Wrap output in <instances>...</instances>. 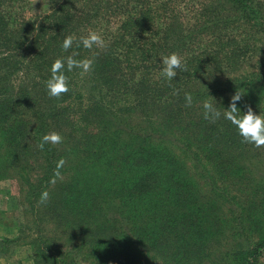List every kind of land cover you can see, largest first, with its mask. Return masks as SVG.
<instances>
[{"label":"trees","instance_id":"1","mask_svg":"<svg viewBox=\"0 0 264 264\" xmlns=\"http://www.w3.org/2000/svg\"><path fill=\"white\" fill-rule=\"evenodd\" d=\"M89 32L100 35L104 47H77ZM69 35L74 43L65 52L61 45ZM73 53L91 59V71L82 76L65 64L69 92L50 98L45 81L52 63ZM171 53L187 71L177 70L168 81L160 74L161 59ZM236 92L242 114L251 107L264 115V0H0L3 164L41 161L38 184L30 189L37 216L44 210L51 224L67 226L68 239H81L97 264H143L144 249L166 243L179 244L174 254L180 264L214 257L206 249L214 236L200 232L206 216L199 202L208 205L207 193L196 201L200 187L176 151L222 199L226 191L213 177L241 174L257 192L264 190V170L255 172L264 165V149L258 153L242 142L223 115ZM214 99L221 116L205 119L203 104ZM53 131L62 142L41 150L42 137ZM201 165H216L215 175ZM66 174L62 187H52V179ZM44 193L47 200L39 203ZM135 208L146 227L131 221ZM239 208L230 218L235 244L215 254L217 264H259L264 256V233L249 241ZM249 210L257 228L260 213L254 204ZM214 222L226 224L214 215L209 233ZM39 234L32 239L34 264H81L74 252L60 259L64 253ZM17 240L18 234L5 239Z\"/></svg>","mask_w":264,"mask_h":264},{"label":"rangeland","instance_id":"2","mask_svg":"<svg viewBox=\"0 0 264 264\" xmlns=\"http://www.w3.org/2000/svg\"><path fill=\"white\" fill-rule=\"evenodd\" d=\"M32 1L41 2L42 0ZM252 70V68H249L246 69L245 72H250ZM262 98L263 103L260 107L264 105V96ZM210 103L215 106L217 100H211ZM3 148H5V143L2 142L0 138V264H34L33 258H35V250L32 247V239L36 238L39 232V236H46L43 241L46 240L49 242V246L55 251L59 250L64 253L60 259L64 258L67 260V251H69V253L74 252L76 254L81 264H91L92 260L93 264H97L98 262H95V257L90 256L91 248L87 245H82L81 239L80 242L77 239H74L73 242L68 239L67 226L60 227L56 226L55 223L51 224L52 220L48 219L47 212H44V210L40 214V217L37 216L38 213L35 210L39 204L35 199H31L32 193L30 189L38 184L37 177L41 161L32 158V161H28L25 165H15V167L4 165L3 162L5 160L2 157L4 152ZM262 149H264V147L258 148V153H261ZM176 154L186 167L188 178H191L195 184L200 187V194L196 192L193 193L196 201H200V196L204 193H207L209 199L208 205L205 204L204 207L203 200L199 202V204L202 205V213L207 217L200 222L202 227L200 229L201 235L204 236L208 232L209 235L214 236L212 237V244L210 242L208 243L212 245V249L206 248L214 254V257L207 258L204 264H217L218 260L215 259L216 255L225 251L227 248L230 250L234 246L235 242L231 238L232 230L230 226H232V220L230 218L232 217V212H241L239 205L244 208L243 213L246 217L245 225L248 238H250L249 241H255L263 235V189L257 192V190L253 189L254 186H252L248 179L244 180L241 178V174L240 176L234 177L229 175L216 178L213 177V180L215 179L217 182V187L226 191L227 198L222 199L220 196H216L214 192L210 190L209 186L206 187L203 185L204 180L202 177H199L198 171H196L194 165H189L190 163L184 154L178 153L177 151ZM258 160L259 159H256V161ZM260 166L261 167L255 169L256 173H260V171L264 170V165ZM23 167L25 168L24 170ZM215 167L216 165H213L212 168L208 165H201L203 170H207L212 175H215ZM250 168L251 167L247 169L248 174ZM254 177L256 178V175ZM253 180L260 181L257 179ZM51 181L52 187H62V182L67 181V174L58 179H52ZM231 198L236 200L239 205L237 203H231ZM252 204L257 207L260 213V215H256L260 216V219H262V221L259 220L257 228H254L251 225V220H249V215H253V211L249 210ZM140 211L141 210L138 208L133 210L131 221L138 227H146L145 222L147 219L144 218V215L140 214ZM214 215H218L221 223L224 221L226 224L222 223V225H219L217 222L212 223L209 233V218ZM256 215L254 214V216ZM42 220L45 222L41 225L40 222ZM16 234L19 236L17 242L5 241V239H13ZM178 246L179 244L176 243H166L161 246H150L148 249H144L147 259L143 264H180L176 262L177 258L174 254ZM194 258L196 259L197 255ZM259 264H264V256L259 259Z\"/></svg>","mask_w":264,"mask_h":264},{"label":"clouds","instance_id":"3","mask_svg":"<svg viewBox=\"0 0 264 264\" xmlns=\"http://www.w3.org/2000/svg\"><path fill=\"white\" fill-rule=\"evenodd\" d=\"M74 43V37L66 36L62 41V49L67 52L72 48ZM83 45L85 49H92L93 46L104 47V41L100 35L95 32H89L87 36L80 37L77 47ZM77 53L67 56L66 58H57L51 65L50 78L45 81V87L47 94L50 98L59 99L62 95L69 92L68 77L64 74L65 64L67 70L70 72L73 69H80L81 75L91 71L93 61L91 59H75ZM161 76L171 81L177 76V70L187 71L186 67H183L181 58L176 53H171L164 56L162 59ZM242 95L238 92L231 97L230 105L224 112V118L232 123L238 131L239 136L242 138V142L252 144L256 148L264 147V115L254 114L251 107L247 108L245 113L237 108V102L240 101ZM185 101L187 106L192 104V96L190 93H185ZM205 109L204 118L213 120L219 119L221 113L214 108L211 103L205 102L203 104ZM62 142V137L57 132H49L42 137L39 148L43 150L44 145L59 144ZM47 200V193H44L41 199V203Z\"/></svg>","mask_w":264,"mask_h":264}]
</instances>
